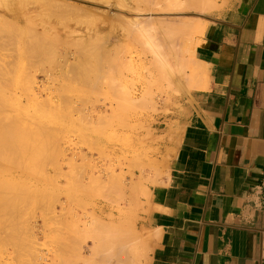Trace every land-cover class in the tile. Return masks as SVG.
<instances>
[{"label": "rangeland", "instance_id": "obj_1", "mask_svg": "<svg viewBox=\"0 0 264 264\" xmlns=\"http://www.w3.org/2000/svg\"><path fill=\"white\" fill-rule=\"evenodd\" d=\"M46 1L0 0V264H143L149 187L168 172L192 52L226 0L194 1L172 37L132 21L137 0Z\"/></svg>", "mask_w": 264, "mask_h": 264}, {"label": "crops", "instance_id": "obj_2", "mask_svg": "<svg viewBox=\"0 0 264 264\" xmlns=\"http://www.w3.org/2000/svg\"><path fill=\"white\" fill-rule=\"evenodd\" d=\"M192 60L168 172L149 187L143 264H264V0H226Z\"/></svg>", "mask_w": 264, "mask_h": 264}, {"label": "bare ground", "instance_id": "obj_3", "mask_svg": "<svg viewBox=\"0 0 264 264\" xmlns=\"http://www.w3.org/2000/svg\"><path fill=\"white\" fill-rule=\"evenodd\" d=\"M15 2H16V0H14ZM18 1V0H17ZM36 1V0H35ZM39 2H41L40 4H42L44 1H46V0H38ZM49 0H47L46 2H48ZM50 1H52V0H50ZM121 1V0H120ZM126 1V0H125ZM124 1V2H125ZM137 1L139 2V3H137ZM135 0V3H137L138 5L140 4H143V5H145L144 7H141V6H137V8H138V11L135 13V18H132V21L135 23V24H137V25H139L140 27L141 26H143V24H144V22H142L141 21V23H140V20L141 19H144L143 17L141 18V19H139V17H141V16H146V17H150V19H151V21L153 22L152 24H153V26H155L154 28L155 29H157L158 31H159V33L160 32H162V34L164 33V34H166L167 35V33L168 34H171V37L173 36L172 34L174 33L175 34V31H177V29L179 30V32H184V33H187V32H185V31H187L188 29H189V25L187 26V25H185L184 24V26H183V28H182V26L179 24V23H182V18H181V16H183V15H186L187 14V12L185 11V9H186V7H188V6H190V7H193L192 5H193V2L195 1V3L197 2V1H199V0H192V1H190V0ZM201 1V0H200ZM197 2L199 5V7H200V4H201V6H203L202 4L204 3H201V2ZM9 2V1H8ZM31 2H34V1H27L25 4L27 5V4H31ZM38 2V3H39ZM52 3H53V1H52ZM118 3H119V1H118ZM194 3V5H196ZM4 4V3H3ZM49 4H51V3H49ZM8 5H9V3H8ZM7 5V9H10V5L8 6ZM11 5H12V7H13V1H11ZM61 5V4H60ZM59 5V6H60ZM65 5V4H64ZM64 5H62V7L64 6ZM67 6H69L68 4H66ZM65 5V6H66ZM123 5V4H122ZM158 6V9H155V7H152V6ZM208 6L209 5H211V2H210V4H207ZM4 6V5H3ZM64 6V7H65ZM70 6H71V4H70ZM197 5L195 6V7H198ZM205 6V5H204ZM212 6V5H211ZM61 7V6H60ZM61 7V8H62ZM72 7V6H71ZM198 7V8H199ZM44 8V7H43ZM77 8H78V6H77ZM201 8V7H200ZM207 8H209V7H207ZM12 9V8H11ZM60 9V8H59ZM71 10H72V8H70ZM84 9H86L85 8V6H84ZM68 10V9H67ZM75 9H74V6H73V11H74ZM77 11V10H76ZM81 11H82V9H81ZM146 11V12H145ZM174 11V12H173ZM46 12V11H45ZM56 12V11H55ZM6 13V12H5ZM72 13V12H71ZM77 13V12H76ZM95 13V12H94ZM99 13V12H98ZM197 13V12H196ZM200 13V12H199ZM198 13V14H199ZM151 16H153V17H156V18H151ZM170 16H176V17H180V18H177L176 20H174L172 17L171 18H167V17H170ZM145 17V18H146ZM159 17V18H158ZM121 18V17H120ZM93 19V18H92ZM111 20H113V19H111ZM122 20V19H121ZM129 21H131V20H129ZM128 21V22H129ZM131 21V22H132ZM104 22V21H103ZM132 22V23H133ZM184 22V21H183ZM187 22H188V20H187ZM131 23V24H132ZM143 23V24H142ZM175 23H178L177 24V26L178 25H180L179 27H176L175 26ZM129 25H131L130 23H128ZM150 24V23H149ZM148 24V25H149ZM136 25V26H137ZM133 26H135V25H133ZM135 26V27H136ZM153 26H151V28L153 29ZM187 26V27H186ZM67 27V26H66ZM143 27H146L145 26V24H144V26ZM157 27H160V28H157ZM191 28V27H190ZM142 29H144V28H142ZM184 29V30H183ZM186 29V30H185ZM198 29V28H197ZM142 31V30H141ZM155 32H157V31H155ZM166 32V33H165ZM198 32V31H197ZM158 33V32H157ZM161 34V33H160ZM188 34H189V32H188ZM200 34V33H199ZM154 35V34H153ZM152 35V36H153ZM158 34H156V36H157ZM166 35L164 36V35H160L161 37L162 36H164V37H162V40L163 39H169V38H171V37H167V38H165L166 37ZM155 36V37H156ZM177 36V35H176ZM160 37V38H161ZM181 38V37H180ZM175 39H177V38H175ZM170 40V39H169ZM171 41L172 40H170V42L169 43H171ZM175 41V40H174ZM168 41H166V42H162L161 43V41H160V43H161V45L162 44H164L163 46H166V47H168L167 46V43ZM175 43V42H174ZM170 45V44H169ZM174 45V44H173ZM171 48V47H170ZM173 49V48H172ZM171 49V51H173ZM170 54V53H169ZM171 56V55H170ZM174 56H176V55H174ZM169 59L171 60V58L169 57ZM93 76V75H92ZM95 79V78H94ZM97 80V79H96ZM131 187V186H130ZM139 188V187H138ZM130 191H132V190H130ZM122 197V196H121ZM133 216V215H132ZM114 223V222H113ZM105 224V223H104ZM124 240V239H123ZM123 240L121 241V239H120V241L121 242H123ZM116 241V240H115ZM114 241V242H115ZM121 242H119L117 245V247L120 249V250H125V246L127 245V246H130V244L129 243H126V241L124 240V242H125V246L124 245H122L123 243H121ZM128 242V241H127ZM111 243V242H110ZM133 245H136V244H134L133 243ZM144 245V244H143ZM126 246V247H127ZM132 246V245H131ZM136 247V246H135ZM128 248V247H127ZM130 248H132V247H129L128 248V252H130ZM135 251H137V249L136 250H134L133 251V249H132V252H135ZM138 253V252H137ZM126 254V253H125ZM128 254V253H127ZM129 254H131V252L129 253ZM134 254H132V256H133ZM135 256V255H134ZM140 256V255H139ZM138 257V256H137ZM116 258V257H115ZM130 258V257H129ZM128 258V259H129ZM132 258V257H131ZM130 258V259H131ZM117 259V258H116ZM108 260V259H107ZM112 260V259H111ZM116 261V260H115ZM119 261V260H118ZM121 261H122V259H121ZM130 261V260H129ZM133 261V260H132ZM102 262H104V261H102ZM106 262V261H105ZM128 262V261H127ZM107 263V262H106ZM110 263V262H109ZM122 264H123V261L121 262ZM124 264H126L125 262H124Z\"/></svg>", "mask_w": 264, "mask_h": 264}]
</instances>
